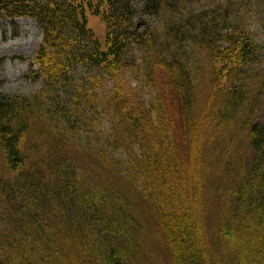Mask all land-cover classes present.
<instances>
[{
	"label": "trees",
	"instance_id": "16d2710c",
	"mask_svg": "<svg viewBox=\"0 0 264 264\" xmlns=\"http://www.w3.org/2000/svg\"><path fill=\"white\" fill-rule=\"evenodd\" d=\"M18 17L43 37L35 88L0 91V264H264V0H0Z\"/></svg>",
	"mask_w": 264,
	"mask_h": 264
},
{
	"label": "rangeland",
	"instance_id": "374dc122",
	"mask_svg": "<svg viewBox=\"0 0 264 264\" xmlns=\"http://www.w3.org/2000/svg\"><path fill=\"white\" fill-rule=\"evenodd\" d=\"M238 3L241 0H234ZM230 12V11H229ZM232 13V12H231ZM257 14V13H256ZM255 13L252 16H256ZM88 25L91 27L95 35L99 38L100 42L104 46L106 37V23L102 15H88ZM258 30L257 39L264 42V27L261 28V23H255ZM260 33V34H259ZM42 32L37 22L30 17H18L15 20L10 18H0V91L9 93L18 92H30L35 88V84L28 77V73L34 59L35 52L42 41ZM256 70L260 73H264V59L261 61ZM261 87V86H260ZM263 88V87H262ZM150 90V89H149ZM146 90V93H149ZM260 90V89H259ZM262 90V89H261ZM264 94V89H263ZM150 96V95H149ZM147 97V96H146ZM262 105L259 107L255 116L258 121H264V97ZM240 137V136H238ZM241 138V137H240ZM244 138V136H243ZM245 150V144L247 143L243 139ZM235 160L240 159V155L235 152L232 153ZM250 152L245 153V157ZM251 157V156H248ZM247 158V157H246ZM248 159V158H247ZM43 166H49L46 162H41ZM73 166V165H70ZM48 167V170H51ZM72 169V167H71ZM239 169V168H238ZM203 215L205 216L204 209ZM203 231H207L205 225ZM167 261L169 256H164Z\"/></svg>",
	"mask_w": 264,
	"mask_h": 264
}]
</instances>
